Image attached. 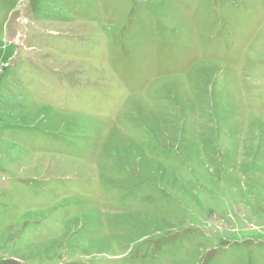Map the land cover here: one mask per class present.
I'll return each mask as SVG.
<instances>
[{
	"label": "rangeland",
	"instance_id": "rangeland-1",
	"mask_svg": "<svg viewBox=\"0 0 264 264\" xmlns=\"http://www.w3.org/2000/svg\"><path fill=\"white\" fill-rule=\"evenodd\" d=\"M0 264H264V0H0Z\"/></svg>",
	"mask_w": 264,
	"mask_h": 264
}]
</instances>
